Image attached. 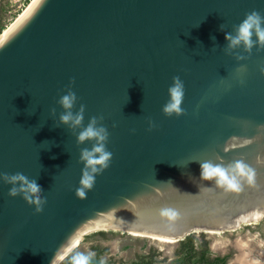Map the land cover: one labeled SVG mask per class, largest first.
Here are the masks:
<instances>
[{
    "label": "water",
    "instance_id": "obj_1",
    "mask_svg": "<svg viewBox=\"0 0 264 264\" xmlns=\"http://www.w3.org/2000/svg\"><path fill=\"white\" fill-rule=\"evenodd\" d=\"M253 10L264 14V0H37L0 38V171L37 179L47 204L38 214L0 182V264H55L73 245L71 264L101 230L178 244L264 218V51L240 62L224 51L225 32ZM174 76L186 114L167 117ZM72 78L74 111L86 105L85 126L104 116L113 153L83 200L80 149L92 144L59 124L57 103ZM221 159H243L255 185L232 192L202 180L201 163ZM164 207L180 218L161 217ZM92 263L111 264L95 254Z\"/></svg>",
    "mask_w": 264,
    "mask_h": 264
},
{
    "label": "clouds",
    "instance_id": "obj_2",
    "mask_svg": "<svg viewBox=\"0 0 264 264\" xmlns=\"http://www.w3.org/2000/svg\"><path fill=\"white\" fill-rule=\"evenodd\" d=\"M223 27L222 24L220 26L221 31H223ZM233 29L234 34L233 32H225V39L228 43L224 47V51L228 55H234L235 59L240 62L249 59L254 48L257 51H264V14L256 10L246 13L245 19L240 24L234 25ZM213 40H215V37H213ZM241 48L243 53H247V55L237 51ZM213 49H216V47ZM246 70L245 64H240L237 68V72L241 75ZM260 71L264 74V66L260 68ZM172 80L173 83L168 88L170 99L163 105L162 112L167 117H180L186 114L182 108L186 91L185 84L180 76H174ZM239 82L244 84L243 78ZM74 85L75 78H72L66 89V94L61 95L57 103L64 109L59 114V124H63L71 130L73 135L76 136L78 145H84L87 142L92 144L91 148L82 147L80 149V162L84 167L80 186L76 188L75 194L77 198L83 200L87 198V193L94 189L96 177L103 174L110 167L113 153L107 148L110 133L104 124V116H91L85 126L86 105L81 103L78 111H74L79 102V97L73 91ZM50 112L52 117H56L57 110L55 107L51 108ZM59 124L56 127H59ZM148 124V131H152L157 127L152 120H149ZM115 126L113 124V127ZM260 127L264 128V125ZM132 131L134 133L135 129ZM201 179L214 181L216 186L225 191L239 192L242 190V183L245 181L249 185H255L257 173L243 159L230 163H225L222 159L220 163L209 160L201 163ZM0 182L11 185L8 191L10 197L21 196L30 206L35 207L36 213L39 214L44 211L47 198L43 195L44 190L38 184L37 179L29 178L21 172L9 174L0 171ZM160 215L169 222H174L180 218L179 210L173 207L161 208ZM93 255L77 252L72 257L71 264H92Z\"/></svg>",
    "mask_w": 264,
    "mask_h": 264
},
{
    "label": "rangeland",
    "instance_id": "obj_3",
    "mask_svg": "<svg viewBox=\"0 0 264 264\" xmlns=\"http://www.w3.org/2000/svg\"><path fill=\"white\" fill-rule=\"evenodd\" d=\"M17 1L18 0H0V5L3 8L1 13L3 14V19L6 25L5 28L10 26L31 2L27 0L25 5L18 9L17 5H15ZM117 232L118 233L116 234L109 233L106 236L95 235L91 238H88V235L94 233L90 232L84 236V239L79 243L77 248L73 250V253L84 252L93 254L94 252L91 249V246L100 245L102 248H108V251L102 256L104 260L111 261L112 264H132L139 254H146L149 252L151 247H156L162 252V254L158 256V261L156 264H172L174 259V251L178 245H176V242H174V244L172 243V245H162L154 238L153 240L147 237L134 236L119 231ZM198 235H201V233ZM204 235L206 236L205 239L209 240V248L212 252L217 253L224 251L227 249L229 243L237 244V241H239V245H242H240V248L243 252V255L247 253L245 250L249 248L251 253H257V255H263L264 257V221H252L248 224L245 223L235 231L224 233L207 232L204 233ZM201 239L198 238V241H201ZM240 241L242 242L240 243ZM219 242H226L227 244L224 246L225 248L218 247V249H216L217 247L215 244ZM243 246L244 249H242ZM245 256L248 255L245 254ZM245 256L243 259H245ZM166 257L167 259L164 260ZM230 264L241 263L236 261Z\"/></svg>",
    "mask_w": 264,
    "mask_h": 264
},
{
    "label": "trees",
    "instance_id": "obj_4",
    "mask_svg": "<svg viewBox=\"0 0 264 264\" xmlns=\"http://www.w3.org/2000/svg\"><path fill=\"white\" fill-rule=\"evenodd\" d=\"M2 6L0 5V34L5 29V22L3 19ZM116 234L117 231H105L101 230L88 235L91 238L95 235L106 236L107 234ZM201 241H198L197 234H192L187 236L185 239L181 240L174 251V259L172 264H220L225 263L226 258L217 259V262L210 260L211 249L209 248V240L205 239L204 233H201ZM91 249L94 254L101 257L108 251V248H102L100 245H92ZM162 254L156 247H151L149 252L146 254H139L137 258L132 262V264H156L158 261V256ZM164 258V260H166ZM107 261V260H106ZM111 263V261H107ZM64 264V263H63ZM93 264V263H92Z\"/></svg>",
    "mask_w": 264,
    "mask_h": 264
},
{
    "label": "flooded vegetation",
    "instance_id": "obj_5",
    "mask_svg": "<svg viewBox=\"0 0 264 264\" xmlns=\"http://www.w3.org/2000/svg\"><path fill=\"white\" fill-rule=\"evenodd\" d=\"M263 221H264V218L262 220L258 221V222H263ZM250 224H252V223H250ZM201 236L202 235H198L197 234V237L200 238V239H201ZM176 245H177V242H176ZM245 251H247V254H248V257H249L248 258L247 256H245V258L247 257V261H249L250 263L252 261L251 264H264L263 255L259 256V255H257V253H253V252L251 253V250L249 248L247 250H245ZM76 253L77 252H74V253L72 252V254H76ZM242 256H243V253H242V250H241L240 246L238 244H236V243H229L228 246H227V249L224 250V251H220V252H217V253L211 251L210 260L217 262L218 258L219 259L226 258V262L225 263H220V264H230V263H233V262H236V261L240 262V260H242L244 258V256L243 257Z\"/></svg>",
    "mask_w": 264,
    "mask_h": 264
},
{
    "label": "bare ground",
    "instance_id": "obj_6",
    "mask_svg": "<svg viewBox=\"0 0 264 264\" xmlns=\"http://www.w3.org/2000/svg\"><path fill=\"white\" fill-rule=\"evenodd\" d=\"M37 2V0H32L31 2H30V4L24 9V11L18 16V18L10 25V26H8L7 28H5L4 30H3V32L1 33V35H0V38H2V37H4L29 11H30V9L33 7V5L35 4ZM211 232H213V233H221V232H215V231H211ZM155 240H157V241H159V242H161V243H163V244H165V245H172V243L174 244V242H176V241H173V240H170V239H166V238H159V237H156V238H154ZM223 239V238H222ZM221 240V239H220ZM216 241V240H215ZM226 241V240H225ZM245 241V240H244ZM238 243V245H239V241H237ZM242 241H240V243H241ZM77 244V243H76ZM76 244H74V245H76ZM227 243L225 242H219V243H216L215 244V246L217 247L216 249H218V247L219 248H223L225 245H226ZM241 245V244H240ZM239 245V246H240ZM245 245V244H244ZM73 245H70L69 247H67L66 249H64L63 250V252L57 257V259H56V261H55V264H59L60 262H62L64 259H65V257L69 254V252L70 251H72V249H73V247H72ZM242 246V245H241ZM167 247V246H166ZM225 248V247H224ZM239 248V247H238ZM242 249H244V246H243V248ZM243 253V252H242ZM245 254H247V253H245ZM245 254L243 255V256H245ZM248 255V254H247ZM242 256V257H243ZM248 257V256H247ZM247 257L243 260H240V263L241 264H249L250 262L249 261H247ZM249 258V257H248ZM249 260V259H248ZM251 261V260H250ZM251 263H252V261H251ZM250 263V264H251Z\"/></svg>",
    "mask_w": 264,
    "mask_h": 264
},
{
    "label": "built area",
    "instance_id": "obj_7",
    "mask_svg": "<svg viewBox=\"0 0 264 264\" xmlns=\"http://www.w3.org/2000/svg\"><path fill=\"white\" fill-rule=\"evenodd\" d=\"M27 0H18L17 3L15 5H17L18 9L21 8L22 6L25 5ZM29 1H32V0H29ZM14 5V6H15Z\"/></svg>",
    "mask_w": 264,
    "mask_h": 264
}]
</instances>
